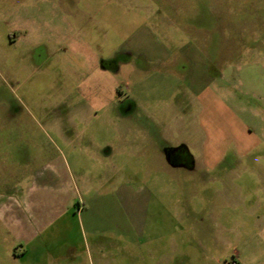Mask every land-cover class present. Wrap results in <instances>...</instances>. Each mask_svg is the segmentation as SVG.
Returning a JSON list of instances; mask_svg holds the SVG:
<instances>
[{
    "label": "rangeland",
    "instance_id": "374dc122",
    "mask_svg": "<svg viewBox=\"0 0 264 264\" xmlns=\"http://www.w3.org/2000/svg\"><path fill=\"white\" fill-rule=\"evenodd\" d=\"M230 263L264 264V0H0V264Z\"/></svg>",
    "mask_w": 264,
    "mask_h": 264
},
{
    "label": "flooded vegetation",
    "instance_id": "af4514ba",
    "mask_svg": "<svg viewBox=\"0 0 264 264\" xmlns=\"http://www.w3.org/2000/svg\"><path fill=\"white\" fill-rule=\"evenodd\" d=\"M162 151L165 161L168 164L192 167L193 159L191 155L188 154L187 148L183 142L168 144L163 147Z\"/></svg>",
    "mask_w": 264,
    "mask_h": 264
},
{
    "label": "crops",
    "instance_id": "0c3cea01",
    "mask_svg": "<svg viewBox=\"0 0 264 264\" xmlns=\"http://www.w3.org/2000/svg\"><path fill=\"white\" fill-rule=\"evenodd\" d=\"M166 125V123H164V126ZM140 127V126H139ZM139 127H138V129H139ZM140 130H143L141 127H140ZM143 142V141H142ZM145 142H146V144H148V148L146 149V150H140V152L139 153H147V155H148V157H150V156H152L153 158H155V159H157V160H161V161H164V162H166L165 161V158H164V156H163V151H162V149L160 150V149H156V147H154L155 145H154V143L152 144V141L150 140V138L149 137H147L146 138V140H145ZM178 142V141H177ZM177 142H170L169 141V144H172V143H177ZM152 144V145H151ZM142 145H143V143H142ZM156 152V153H155ZM107 154H109L110 153V150L109 149H107V152H106ZM167 163V162H166ZM7 208H6V206H3V210H6ZM13 224H15L14 226H17V229L14 231V234H15V236L17 237V239H29L30 237H32V235H33V233L32 234H30L29 232H32V231H30L29 229L27 230V231H25V228L27 227H24L23 225H22V223L21 222H19V221H17V220H15L14 222H13ZM29 233V234H28ZM29 237V238H28ZM22 252H24V249L22 250ZM13 253H14V250H13ZM23 254H25V252L23 253Z\"/></svg>",
    "mask_w": 264,
    "mask_h": 264
}]
</instances>
